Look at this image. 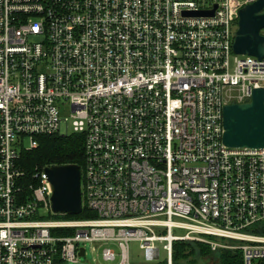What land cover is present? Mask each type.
<instances>
[{"label":"built area","instance_id":"1","mask_svg":"<svg viewBox=\"0 0 264 264\" xmlns=\"http://www.w3.org/2000/svg\"><path fill=\"white\" fill-rule=\"evenodd\" d=\"M252 1L0 0V264L77 263L87 243L133 264L132 240L150 262L178 240L264 261L246 232L264 222V147L223 139L224 106L264 87V57L233 48ZM74 132L90 215L54 217L44 169L25 180L19 159Z\"/></svg>","mask_w":264,"mask_h":264},{"label":"water","instance_id":"2","mask_svg":"<svg viewBox=\"0 0 264 264\" xmlns=\"http://www.w3.org/2000/svg\"><path fill=\"white\" fill-rule=\"evenodd\" d=\"M214 10L189 12L213 13ZM233 48L236 53L264 57V0H254L240 8ZM225 144L231 147H264V87L252 89L250 100L224 106ZM50 188V207L55 213L78 214L83 211L82 171L76 163L44 167ZM80 253L85 254L82 246Z\"/></svg>","mask_w":264,"mask_h":264},{"label":"trees","instance_id":"3","mask_svg":"<svg viewBox=\"0 0 264 264\" xmlns=\"http://www.w3.org/2000/svg\"><path fill=\"white\" fill-rule=\"evenodd\" d=\"M37 140L38 143L35 147L23 150L20 155L19 165L24 171L25 180H36V178H33V174L43 170L47 165L76 163L81 167L83 166L85 160V146L84 136L81 133L44 134L39 135ZM68 215L85 217L89 216L90 213L85 207L83 212L79 214H53L54 217H64ZM174 244L177 245L175 249L176 257L186 255L182 250L189 245V242L178 240L175 241ZM196 244H198L200 248L199 255L203 256L211 250L210 245L205 242L197 241ZM218 258L219 261L216 264H244L243 255L240 250L229 248L220 249Z\"/></svg>","mask_w":264,"mask_h":264},{"label":"rangeland","instance_id":"4","mask_svg":"<svg viewBox=\"0 0 264 264\" xmlns=\"http://www.w3.org/2000/svg\"><path fill=\"white\" fill-rule=\"evenodd\" d=\"M41 214L47 215V212L43 209H40L39 211ZM65 218H71L74 217V215H68L64 216ZM72 228H61L58 229V233H71ZM186 230L181 228H176L175 232L178 233H184ZM246 232L252 233V234H264V222L263 223H257L254 225L249 226L246 229ZM189 242V245L185 247L182 252L184 251L186 255L183 256H175V248H173V254H172V264H216L219 260L218 258V252L219 250H213L211 249L208 253L205 255H199L200 248L198 246L196 240H183ZM229 244H239L240 242L229 240L227 241ZM245 240H242L241 244L244 243ZM180 246V245H179ZM87 252L84 255H81L80 261L77 263H70L68 261L65 262H55V264H117L116 261H106L102 256V248L93 247L90 243L86 244ZM130 248V256L133 264H169L168 263V257L166 250L162 247V244H160V255L158 259H155L153 262L147 261V259L144 256L143 250L140 248L139 241L138 240H132L129 244ZM218 251V252H216ZM255 264H264V261L262 262H255Z\"/></svg>","mask_w":264,"mask_h":264},{"label":"crops","instance_id":"5","mask_svg":"<svg viewBox=\"0 0 264 264\" xmlns=\"http://www.w3.org/2000/svg\"><path fill=\"white\" fill-rule=\"evenodd\" d=\"M61 263V262H60Z\"/></svg>","mask_w":264,"mask_h":264}]
</instances>
